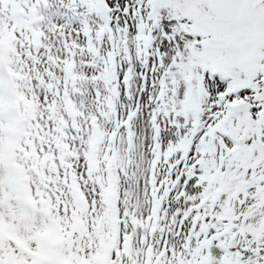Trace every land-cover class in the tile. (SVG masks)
I'll return each instance as SVG.
<instances>
[{
  "label": "snow or ice",
  "instance_id": "1",
  "mask_svg": "<svg viewBox=\"0 0 264 264\" xmlns=\"http://www.w3.org/2000/svg\"><path fill=\"white\" fill-rule=\"evenodd\" d=\"M40 7L56 8L48 28L66 54L86 55L92 80L127 102L125 126L140 122L149 264H264V0Z\"/></svg>",
  "mask_w": 264,
  "mask_h": 264
},
{
  "label": "rangeland",
  "instance_id": "2",
  "mask_svg": "<svg viewBox=\"0 0 264 264\" xmlns=\"http://www.w3.org/2000/svg\"><path fill=\"white\" fill-rule=\"evenodd\" d=\"M34 3H0V264H149L140 122L125 126L127 102L66 54L56 8Z\"/></svg>",
  "mask_w": 264,
  "mask_h": 264
}]
</instances>
